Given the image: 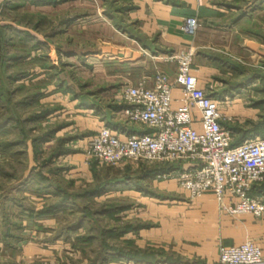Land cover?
Masks as SVG:
<instances>
[{
    "label": "crops",
    "instance_id": "0c3cea01",
    "mask_svg": "<svg viewBox=\"0 0 264 264\" xmlns=\"http://www.w3.org/2000/svg\"><path fill=\"white\" fill-rule=\"evenodd\" d=\"M54 1L27 0L25 5L48 9L47 12L60 7L66 12L78 13L74 22L79 37L86 34L87 23H95L98 27L93 38L95 49L85 50V58L93 67L87 69L84 62L81 68L84 74L90 72L89 80L85 78L87 87L99 91L100 96L84 93L78 99L60 104L55 110L52 102H40V107L50 111L27 131L30 140L24 149L31 162V173L25 176H30L26 185L31 186V194L25 184L23 189L21 179L14 195L0 200V225L7 206L13 209V218L17 216L20 220L19 232L12 228L6 230L8 239L5 238V242L9 246L2 249L11 253L13 264H34L44 257H49L55 264V256L62 263H69L65 257V254L71 255L68 252L72 244L69 236L78 234L76 230L81 231L82 225L77 221L70 222L65 229L63 216L68 214L67 207L74 205L77 213H80V207L70 199L62 206L58 203L64 196L63 189L83 190L87 181L93 179L83 139L95 135L102 125L125 134L146 131L143 126L121 119V91L126 86L153 88L158 73H165L174 81L176 62L170 59L171 56L191 50V72L198 78L199 86L214 98L229 99L224 110L233 120L225 125L235 137L243 138L254 132L255 124L257 135L264 137V66L259 67L264 64V36L257 30L264 23V18L260 19L264 1L94 0L90 19H87L85 5L74 4L71 0H59L61 4ZM5 5L6 2L0 0V9ZM47 12L44 15L49 18ZM191 15L197 16L199 21L194 34L183 30L185 18ZM1 19L0 23H3ZM70 27L71 23L67 24L64 32ZM22 81L23 78L17 82ZM50 86L47 84L48 91ZM172 95L173 107L179 106L180 90L174 88ZM39 106H34V113L41 112ZM17 110L21 112L22 108ZM37 123L44 129L55 125L58 128L35 144L33 139L41 134ZM10 124L4 122L0 132L8 133ZM12 129L22 134L20 128ZM58 148L62 151L54 157ZM55 169L60 170L61 175L55 174ZM175 173L176 170H172L142 179L138 187L121 184L93 197L95 201H98L97 197H109L103 199L106 203H118L121 199L129 201L113 217H120V221L125 220L122 224L131 226L125 233L118 232V236L125 238V248L140 257H114L110 264H217L220 246L247 240L255 241L264 250V216L263 221H258L252 214H226L223 204L211 192L191 201L189 193L178 186L173 177ZM161 176L166 179H159ZM56 185L62 186L63 192ZM178 189L184 196L180 201L173 193ZM22 191L25 197L31 196V205L25 211ZM253 194L264 198V182L258 188L255 186ZM80 200L85 203L86 199ZM28 228H32L31 238L23 241L22 235L27 232L23 230ZM48 239H52L51 243ZM10 240L13 244H9Z\"/></svg>",
    "mask_w": 264,
    "mask_h": 264
},
{
    "label": "built area",
    "instance_id": "2783aa9c",
    "mask_svg": "<svg viewBox=\"0 0 264 264\" xmlns=\"http://www.w3.org/2000/svg\"><path fill=\"white\" fill-rule=\"evenodd\" d=\"M198 26L197 16H187L183 30L194 34ZM191 55L188 50L171 56L176 62L174 81L158 73L153 88L122 89L121 119L146 131L125 134L102 125L83 140L86 161L176 163L181 167L173 176L191 201L211 192L226 214L263 217L264 198L253 190L264 182V137L234 144V133L225 125L233 120L224 110L229 99L214 98L199 86L191 72ZM174 88L182 94L177 107H173ZM217 264H264V250L253 240L220 246Z\"/></svg>",
    "mask_w": 264,
    "mask_h": 264
},
{
    "label": "rangeland",
    "instance_id": "374dc122",
    "mask_svg": "<svg viewBox=\"0 0 264 264\" xmlns=\"http://www.w3.org/2000/svg\"><path fill=\"white\" fill-rule=\"evenodd\" d=\"M4 1L6 2V5L0 9L2 22H8L14 24L15 27L26 29L31 36L29 37L23 31H7V45L5 46L3 53L7 56L19 55L28 57L29 55H32V57H28V59L24 60H10L8 61L9 66L5 65L0 70V97L2 98L0 100V122L4 121L8 116L9 108L7 110V108H3L2 106L4 103L9 104V101L17 102L34 96L33 99H36L34 105L22 107L21 112L19 110L16 111L19 118L24 119L29 118L31 114L35 112L34 106L37 105V103L40 104V102H43L44 100L52 102V106L57 107L60 104H64L69 99H78V97L81 95L83 96L84 93L85 95H94V97L100 96L99 91H92V89L87 87V81H85V78L89 80L88 76L90 72L84 74V70L81 68V65H84V62L87 69H92L93 67V65L90 64L91 61L88 58H85V55L87 54H85V50L95 49L93 38L98 30V27H95V23H87L85 29L86 34L82 33L84 35L79 37V29L77 23L74 22L77 18L76 14H78L76 12H66L60 7L57 10L54 9L47 12L46 10L48 9H36L35 7L31 8L30 5H25L27 0ZM72 1H74V4H83L86 6L87 19H90V17L93 16L89 13L90 11L93 12L91 4L94 0H71V2ZM261 1L263 2L264 0H257V2ZM54 2L61 4V1L59 2V0H55ZM82 9L84 8L82 7ZM46 12L50 15L49 18L44 15ZM71 16L74 17V19L70 22L71 27L66 33L64 32V28H66L64 23L69 21ZM82 16L83 14H81V17ZM262 18H264V8L260 11V19ZM257 30L264 36V23L257 28ZM33 36L38 37V39ZM69 54L71 57L68 56ZM263 66L264 64L259 67ZM47 72L48 75L45 74ZM24 74L25 76H23ZM8 75L13 77L23 76V81L22 83L17 81L13 82L9 85L10 91H7L5 83H9L8 81H10L7 78ZM20 84H22V88H18ZM47 84H51L49 91ZM35 86L38 87L37 90H35ZM83 88H86V91ZM65 116L68 117L67 115H64V117ZM64 117H62V119L60 118V120H63ZM12 123L8 126L13 127ZM33 124L34 123L27 122V124H25L26 130L31 126L34 127L35 125ZM36 126L40 127V123H37ZM12 127H9L10 131L8 133L3 134L0 132V144L11 143L12 147H14L13 150H8V152H4L2 149L1 151L3 152H0V200L5 196L14 195V189H19L17 184H19L20 180L22 179L24 181V177L31 173L29 155L24 152L26 143H18L19 141L17 140L22 138L24 134L19 135L18 130L15 129L14 132ZM39 129L41 130L42 126ZM13 142H17V144H14ZM90 164L93 181L88 180L86 184L87 187L90 184L93 185V183L109 177L113 178L129 174L136 178L141 166V164L136 165L134 163L106 165L100 164L97 161H91ZM96 165H98V167H96ZM60 172L61 171L59 170L57 174L61 175ZM161 177H159V179L165 178L163 176ZM26 183L27 182L23 183V189ZM26 187L28 186L26 185ZM30 187L27 189L29 194H31L32 189ZM125 188L129 189L127 187ZM179 190L180 189H178V191H173V193L180 201L184 196L179 193ZM23 191L21 202H23L22 207H24L23 211H25L28 210V207L31 205V196L27 193L28 195L25 197L26 195L23 194ZM97 198L98 201H95L94 198H90L89 201L85 200V203H80L82 206L83 204L89 206L92 215L94 214V219L81 214L80 204V213H77L78 209L72 205L67 207L69 209L68 214H64L63 216V227L65 229L75 221H77V223L78 221L81 222L82 225L81 231L76 230V232H79L78 234L75 233L69 236L72 244H70L71 249H69L68 252H70L71 255L67 256L65 254V257L68 258L70 264H110V260L116 257L115 248H125V246H127L125 245V238L122 237V239H120L118 236V232L122 228V221L125 220L120 221V217H113V215L111 216V214L104 211L111 206L113 208L115 205L123 206L124 204H127L126 202L128 200L121 199L118 203H106L107 201L105 202L103 199L109 197L101 196ZM185 200H188V198H185ZM168 204L171 203L168 202ZM172 204L177 203L172 202ZM65 207L66 206H64V210L66 213ZM5 210L6 211L2 215L4 221H1L0 225V264H13L11 253L9 251H2V249H5L8 245L5 242V238L8 237L6 230L12 228V230L15 229L16 232H19L18 226L20 220L17 216L13 218L14 214L12 208L7 206V209ZM74 210L76 211L74 212ZM257 220L263 221V217H257ZM22 221H24V219ZM4 222H6V224H3ZM27 222L29 221L27 220ZM31 229L32 228L23 230L27 231L22 235L23 241L24 239L31 238ZM110 230L117 231V234H110ZM71 232H73V230ZM51 241L52 239H48L47 242L51 243ZM13 242V240H10L9 244H13ZM55 243L58 244V242ZM53 245L55 244L52 243V246ZM55 259L57 260L55 264H69L67 262L62 263L61 259H58L56 256ZM40 260L41 259L34 261L33 263L54 264L49 257H44L42 261Z\"/></svg>",
    "mask_w": 264,
    "mask_h": 264
},
{
    "label": "trees",
    "instance_id": "16d2710c",
    "mask_svg": "<svg viewBox=\"0 0 264 264\" xmlns=\"http://www.w3.org/2000/svg\"><path fill=\"white\" fill-rule=\"evenodd\" d=\"M18 7V6H17ZM74 19V17H70L69 21H66L64 24L67 25L69 24L72 20ZM64 26V25H63ZM19 31V32H25L26 35H28L29 37L31 36L29 32H27L26 29H23V28H19V27H15L14 24H11V23H8V22H3V23H0V70L5 66V65H8L9 66V62L10 60H24L26 58V56H19V55H13V56H7V55H4V48L5 46L7 45L6 43V33L7 31ZM35 37V36H33ZM9 44V43H8ZM7 67V66H6ZM25 76V74L23 75ZM23 76H16V77H13L11 75H8L7 78L9 83H5L6 84V89L7 91L9 90L10 91V87L9 85L12 84L13 82L15 81H18L19 79L23 78ZM37 86V84H36ZM35 86V90H37L38 87ZM9 87V89H8ZM22 88V84L18 86V88ZM2 95V94H1ZM37 96V95H36ZM34 96H32V98H26V99H23V100H20V101H17V102H14V101H9V104H6L4 103V105L2 106L3 108H9L8 110V116L6 117V119L2 122H0V127L1 125L6 122V121H9L10 123L13 124V127H18L20 128L22 134H24V136L22 138H19L17 139L19 142L18 143H26L27 141H29V133L27 132L29 129L26 130V126L25 124H27V122H30V123H34L35 124V121H40L41 119H43L46 114L50 111L49 108H46V107H40L39 104V108L38 110L41 111L40 113H33L31 114V116L29 118H19V116L17 115L16 111L17 109L20 107H24V106H32L34 105L36 102V99H33ZM2 98L0 97V100ZM53 110L57 109L56 107H53L52 108ZM38 129L41 127H38L36 126ZM58 128L57 125L53 126V127H48L46 129L42 128L41 129V134H38L36 138L33 139V142L35 144H39L41 141H43L44 139H46V136H51L52 134H54V132L56 131V129ZM257 124H255V126L252 128L253 130H255L254 132H249L248 134H245V136L243 138H237L234 136V144H238L240 143L241 141H243L244 139L246 138H249V137H255V136H259L257 135ZM43 130V131H42ZM247 133V132H246ZM14 143V142H13ZM14 144H17V142H15ZM14 147H12L11 143L10 144H0V152H8V150H13ZM1 149L3 151H1ZM62 151V148L58 150H55V152L53 153V156H57L59 155V153H61ZM51 159V157H50ZM49 159V160H50ZM181 167V165L179 164H170V163H155V164H141L140 168H139V174L135 177L133 176H130L129 174H126V175H123V176H119V177H109V178H105L104 180H100V181H97L96 183H94L93 185H89L88 187H86L85 189L83 190H60L62 188V186L60 185H56L57 188L59 189L60 192H63L64 193V196L62 198V201H60L58 203V206H62L64 205V203L69 199L73 201V203L75 205L77 204H80L81 203V200L79 201V198L80 199H86V201H89L90 198H93L94 196L98 195L99 193L101 192H104L108 189H111V188H115L117 187L118 185H121V184H126V185H133V186H138V185H141V180L142 179H145V178H148V177H151L153 175H157V174H160V173H166V172H170L172 170H176L177 168ZM59 172L58 170L55 169V174ZM30 176L28 177H24V181L23 183L25 182H29L30 180ZM79 201V202H78ZM81 205V211H82V214L84 216H87V217H91L92 219H94L90 209H89V206L87 205H84L82 206ZM79 205V207H80ZM108 207V206H106ZM122 210V207L121 206H117L115 205V207L113 208L112 206L111 207H108L105 209L104 212H108L109 214H111V216L117 212V211H120ZM117 219V218H116ZM78 223H81V222H78ZM121 229L119 230V232L121 233H125L126 230L130 229L131 226H129L128 224L126 223H123L121 225ZM113 232H117V231H114V230H110V233H113ZM115 253H116V257L118 258H132V257H140L137 253L135 252H132L131 249H127V248H118V249H115Z\"/></svg>",
    "mask_w": 264,
    "mask_h": 264
}]
</instances>
